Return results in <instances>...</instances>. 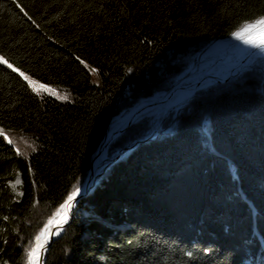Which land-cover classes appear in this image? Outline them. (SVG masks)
<instances>
[{
	"label": "trees",
	"instance_id": "1",
	"mask_svg": "<svg viewBox=\"0 0 264 264\" xmlns=\"http://www.w3.org/2000/svg\"><path fill=\"white\" fill-rule=\"evenodd\" d=\"M18 2L23 11L0 0V56L71 100L36 95L0 64V131L12 141L0 135V264H28L26 249L84 185L112 118L147 96L146 69L186 41L264 16V0ZM175 116L147 139L131 126L110 143L44 264H264V80L204 91Z\"/></svg>",
	"mask_w": 264,
	"mask_h": 264
},
{
	"label": "rangeland",
	"instance_id": "2",
	"mask_svg": "<svg viewBox=\"0 0 264 264\" xmlns=\"http://www.w3.org/2000/svg\"><path fill=\"white\" fill-rule=\"evenodd\" d=\"M254 35V30H249V32H245L240 37L233 36L232 34L219 38L204 36L181 44L172 52L169 59L159 60L156 64H152L151 67L146 69L145 74L141 75L142 77L140 78L142 79H150L149 82H146V85H149V89L145 90L148 93L147 96L142 97L139 102L127 110L121 109L116 113L111 120L109 131L129 119L135 108L141 104L165 98L173 87L177 85L195 84L200 80L195 88L190 90L179 89L168 101L145 108L129 127L133 126L134 129L142 128V132L147 133L145 136L147 139L156 135L157 131H161V126L175 125V114L178 109L190 99L199 96L202 92L217 90L235 81H239L242 84L248 74L255 75V78L259 81L264 80V43H260L259 41L255 43L249 42L253 39ZM255 71L257 72L255 73ZM22 72L34 81L47 85L48 88L54 90V92H48L38 89L40 95H49L62 101L71 100V94L65 89L41 82L28 73ZM91 73L92 82L98 83V75L92 71ZM130 86L132 85L125 83L123 89ZM14 138V142L21 146L23 152H27L32 146L26 137L15 136ZM107 156L108 148L98 165L96 181L100 170L106 166V163L103 161ZM17 180H19V183H17ZM19 184L20 179L18 176L10 182L11 188L18 193H20ZM78 212L80 213L79 215H86L88 213L87 211L80 210Z\"/></svg>",
	"mask_w": 264,
	"mask_h": 264
},
{
	"label": "snow or ice",
	"instance_id": "3",
	"mask_svg": "<svg viewBox=\"0 0 264 264\" xmlns=\"http://www.w3.org/2000/svg\"><path fill=\"white\" fill-rule=\"evenodd\" d=\"M12 3L16 4L18 8H21L18 0H11ZM23 11V8H21ZM27 15V13H25ZM30 18V17H29ZM249 30H254L255 35L253 39L249 42L255 43L259 41L260 43H264V16L256 19L253 22L243 24L237 31L233 32L232 35L236 37H240L245 32H249ZM77 59H80L77 57ZM81 64H84L86 68L89 67L83 60H80ZM0 64H4L8 68H11L12 71L18 72L20 76H22L26 81H28L29 86L32 91L36 93V95H40V91L38 89H42L48 92H54L53 89L47 87V85L41 84L38 81H34L31 77L26 76L22 71L13 67L3 56H0ZM91 71L95 74L97 72L96 69L92 68ZM59 98V97H57ZM0 135H4V139L8 140L9 143H12L11 140L8 139V136L0 131ZM35 150V149H33ZM19 183V180H17ZM80 192L79 187H74L73 191L68 195L67 199L63 204L56 209V212L53 213L51 217L44 224V227L40 229L39 233L35 236V242L30 243L29 247L26 249V258L28 260V264H38L40 255L42 251L45 250L46 245L48 244V238L54 235H59L62 225L67 222L69 209L73 206V201L77 194ZM4 219H8V217H4ZM53 226H56V230L52 231ZM189 256L192 255L191 252L187 253ZM7 264V262H5Z\"/></svg>",
	"mask_w": 264,
	"mask_h": 264
},
{
	"label": "water",
	"instance_id": "4",
	"mask_svg": "<svg viewBox=\"0 0 264 264\" xmlns=\"http://www.w3.org/2000/svg\"><path fill=\"white\" fill-rule=\"evenodd\" d=\"M200 82V80L198 81ZM195 83V84H185V85H177L175 87H173V89L170 91V93L163 99L161 100H158V101H155V102H149V103H144V104H141L140 106L142 107H137L135 108L134 112L131 114V116L129 117V119H127L125 122H123V124L114 132L112 133L110 136L109 135V132L107 134V139L104 141V143L101 145V147L98 149V150H107L108 146L110 145V143L118 136H120L134 121L135 119L137 118V116L146 108V107H150V106H153L155 104H159V103H162V102H165V101H168L175 93L177 90L179 89H193L196 87V85L198 84ZM95 156V155H94ZM94 156L92 157L91 161H90V164H89V169H88V173H87V177H86V181H85V184L83 186V188L80 190V192L77 194V196L75 197L74 201H73V206L71 209H69V216L67 218V222L64 224V227L62 228L61 232L59 233V235H54V236H51L48 238V244L46 245V248L44 250L45 254L43 255V257L41 258L40 260V264H44V258H45V255H46V252L47 250L49 249V247L51 246V244L53 243V241L58 238L65 226L71 222V220L73 219V211H74V208L76 206V204L78 203V201L85 197L86 195H88V193L93 189L94 185H95V182H96V174L94 175L93 173V170L91 168V164H92V161H93V158Z\"/></svg>",
	"mask_w": 264,
	"mask_h": 264
},
{
	"label": "bare ground",
	"instance_id": "5",
	"mask_svg": "<svg viewBox=\"0 0 264 264\" xmlns=\"http://www.w3.org/2000/svg\"><path fill=\"white\" fill-rule=\"evenodd\" d=\"M140 107H142V106H140ZM146 108H148V107H146ZM121 125H119L118 127L114 128V129H111L108 136H110L112 133H114ZM104 153H105V150H98L95 153V156H94L92 164H91V168L93 170L94 175L96 174V171L98 169V165H99L101 159H103V157H104ZM68 216H69V212H68ZM64 224L62 225V228L64 227ZM62 228H61V230H62ZM55 230H56V226H53L52 231H55ZM44 254H45V252L42 251L38 264H40V260H41V258L43 257Z\"/></svg>",
	"mask_w": 264,
	"mask_h": 264
}]
</instances>
